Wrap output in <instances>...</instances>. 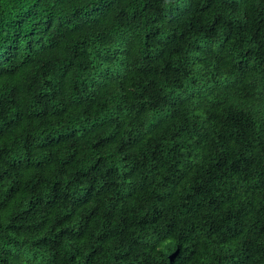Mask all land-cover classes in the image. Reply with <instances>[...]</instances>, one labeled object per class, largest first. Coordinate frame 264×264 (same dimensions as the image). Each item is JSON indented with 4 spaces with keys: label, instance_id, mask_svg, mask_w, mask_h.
Segmentation results:
<instances>
[{
    "label": "trees",
    "instance_id": "16d2710c",
    "mask_svg": "<svg viewBox=\"0 0 264 264\" xmlns=\"http://www.w3.org/2000/svg\"><path fill=\"white\" fill-rule=\"evenodd\" d=\"M0 264H264V0H0Z\"/></svg>",
    "mask_w": 264,
    "mask_h": 264
},
{
    "label": "rangeland",
    "instance_id": "374dc122",
    "mask_svg": "<svg viewBox=\"0 0 264 264\" xmlns=\"http://www.w3.org/2000/svg\"><path fill=\"white\" fill-rule=\"evenodd\" d=\"M161 116L157 117L155 121L159 120Z\"/></svg>",
    "mask_w": 264,
    "mask_h": 264
}]
</instances>
